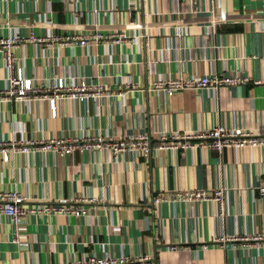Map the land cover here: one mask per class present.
I'll use <instances>...</instances> for the list:
<instances>
[{
	"label": "crops",
	"instance_id": "0c3cea01",
	"mask_svg": "<svg viewBox=\"0 0 264 264\" xmlns=\"http://www.w3.org/2000/svg\"><path fill=\"white\" fill-rule=\"evenodd\" d=\"M30 32L43 41L21 40L13 52L36 92L56 76L84 75L107 93L57 100L54 116L46 100L0 95V147L35 143L7 161L0 155V191L20 192L27 205L67 200L88 209L25 214L17 241L0 214V264L66 263L92 251L146 254L154 264H264V145L217 152L190 137L193 147L155 148L162 133L218 124L264 136V0H0V36ZM234 72L246 80L171 96L152 87L166 77ZM6 74L0 55V89ZM98 131L148 132L151 152L58 156L38 146ZM218 187L222 214L212 199H150Z\"/></svg>",
	"mask_w": 264,
	"mask_h": 264
},
{
	"label": "built area",
	"instance_id": "2783aa9c",
	"mask_svg": "<svg viewBox=\"0 0 264 264\" xmlns=\"http://www.w3.org/2000/svg\"><path fill=\"white\" fill-rule=\"evenodd\" d=\"M75 38L78 36H67ZM67 38V39H68ZM35 39L43 41L44 37L35 36L30 32L28 37L22 38L15 34L0 36V55L4 62L7 74L5 76V86L0 89V95L12 97L17 101L28 99H43L48 102L51 115H55L57 100H85L87 98H98L107 93L100 83L93 78L84 75H59L56 76L54 84L45 86L41 92H36L40 87H35L33 78L25 75L23 68L16 64L13 49L21 40ZM78 43L87 42L85 37H78ZM246 78L241 74L227 73L223 75L204 74L198 77L176 76L157 79L152 83V87L162 90L166 95L171 96L175 91L183 89L212 88L215 89L221 84H236ZM183 137V141H177V137ZM161 140L155 144L156 149L163 148H185L195 146L188 138H199L198 144L203 147L213 148L221 152L223 148H238L243 146L264 145V136L254 132L251 128L242 126L227 127L222 124L213 125L204 132H190L185 134L160 135ZM170 137V138H169ZM172 138V139H171ZM34 142L12 141L0 147L2 161H7L11 152H28L35 148ZM40 148L54 152L58 156H64L75 151H100L104 150L110 156L116 157L118 154L134 151L142 156H149L152 143L148 132L129 133L124 136H112L101 131L95 133H84L79 136H56L41 141ZM259 191L264 195V184L259 186ZM225 189L218 187L212 191L206 190H183L170 191L163 197H151L153 203L161 200L193 201L200 199H212L215 201L218 212L222 214L225 210ZM27 196L16 190L0 191V214L8 217L13 226L12 240H18V232L21 226V218L31 212L52 213V214H74L83 215L87 212L84 204H73L67 200L58 203H40L37 205H27ZM83 198V202H87ZM46 264H154L149 255L146 254H126L113 255L106 252L102 254L92 251L81 260L71 262H47Z\"/></svg>",
	"mask_w": 264,
	"mask_h": 264
}]
</instances>
